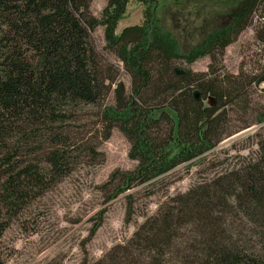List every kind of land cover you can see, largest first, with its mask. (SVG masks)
Listing matches in <instances>:
<instances>
[{
	"label": "trees",
	"instance_id": "1",
	"mask_svg": "<svg viewBox=\"0 0 264 264\" xmlns=\"http://www.w3.org/2000/svg\"><path fill=\"white\" fill-rule=\"evenodd\" d=\"M129 1L107 0L95 18L91 0H0V241L12 217L47 185L84 154L95 158L65 134L81 108H98L105 139L117 129L136 163L109 175L106 202L202 158L226 137L225 108L240 98L239 86L220 89L189 71L176 76L172 67L203 58L219 63L251 22L264 49V0H244L226 26L187 53L161 27L154 0H137L142 23L116 35ZM97 28L130 79L128 93L91 44ZM257 77L264 85V63ZM112 87L113 105H106ZM263 122L264 116L257 120ZM125 199L128 224L133 202ZM81 264H264V140L254 160L194 185L145 218L125 243L97 260L86 254Z\"/></svg>",
	"mask_w": 264,
	"mask_h": 264
},
{
	"label": "rangeland",
	"instance_id": "2",
	"mask_svg": "<svg viewBox=\"0 0 264 264\" xmlns=\"http://www.w3.org/2000/svg\"><path fill=\"white\" fill-rule=\"evenodd\" d=\"M106 2L91 0L89 13L99 18ZM154 2L161 27L178 42L180 51L187 53L208 34L226 26L244 0ZM142 13L143 6L137 0H130L116 35L126 27L140 25ZM256 29L257 24L251 22L225 48L219 63L211 64L203 58L188 66L176 63L172 67L189 71L200 80H211L220 89H227V83L239 86L240 98L225 108L226 137L202 158L178 166L158 180L110 202H106L104 187L109 175L132 171L136 163L127 158L129 144L117 129H112L105 139L106 128L100 121L98 108L77 110L65 123V134L81 148L94 150L95 158L84 154L80 163L72 165L69 174L47 185L41 195L12 217L0 241L3 264H81L86 254L88 259L97 260L113 246L125 243L145 218L156 215L170 200L227 169L254 160L258 142L264 140V122L257 124L264 116V85L256 84L264 63V49L255 39ZM90 38L100 60L128 93L130 79L121 63L105 49L102 29L97 28ZM112 90L113 87L104 101L106 105H113ZM99 155L103 159L97 164ZM127 195L131 196L134 215L125 224ZM97 221L101 222L100 227L83 244Z\"/></svg>",
	"mask_w": 264,
	"mask_h": 264
},
{
	"label": "water",
	"instance_id": "3",
	"mask_svg": "<svg viewBox=\"0 0 264 264\" xmlns=\"http://www.w3.org/2000/svg\"><path fill=\"white\" fill-rule=\"evenodd\" d=\"M174 72H175L176 76H183L184 75V71H181V70L175 69ZM192 95H193V98L195 101H199L200 98H199L198 92L194 91Z\"/></svg>",
	"mask_w": 264,
	"mask_h": 264
}]
</instances>
